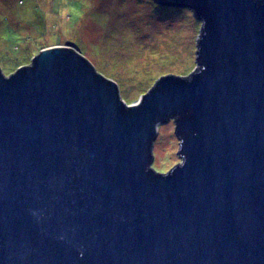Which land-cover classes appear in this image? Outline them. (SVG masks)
Wrapping results in <instances>:
<instances>
[{"label":"water","instance_id":"95a60500","mask_svg":"<svg viewBox=\"0 0 264 264\" xmlns=\"http://www.w3.org/2000/svg\"><path fill=\"white\" fill-rule=\"evenodd\" d=\"M152 1L201 26L135 101L73 42L0 66V264H264V0Z\"/></svg>","mask_w":264,"mask_h":264},{"label":"rangeland","instance_id":"374dc122","mask_svg":"<svg viewBox=\"0 0 264 264\" xmlns=\"http://www.w3.org/2000/svg\"><path fill=\"white\" fill-rule=\"evenodd\" d=\"M152 5L151 0H0V66L7 74L45 47L73 42L100 73L117 81L127 103L135 101L159 76L186 75L194 66L201 22L187 8ZM157 130L152 168L164 173L180 162L179 142L172 120Z\"/></svg>","mask_w":264,"mask_h":264},{"label":"trees","instance_id":"16d2710c","mask_svg":"<svg viewBox=\"0 0 264 264\" xmlns=\"http://www.w3.org/2000/svg\"><path fill=\"white\" fill-rule=\"evenodd\" d=\"M151 2H152V0H151ZM19 3H21V2H19ZM153 4H154V6H153V5H152V6H153L154 9H156V8H157V9H162V8H163L162 6L157 5V4H155L154 2H153ZM18 22H20V21H18ZM82 54H83V53H82ZM16 66H17V65H16ZM190 72H191V71H190ZM186 75H187V74H186ZM182 76H184V75H182ZM112 79H113V78H112ZM139 96H140V95H139Z\"/></svg>","mask_w":264,"mask_h":264},{"label":"flooded vegetation","instance_id":"af4514ba","mask_svg":"<svg viewBox=\"0 0 264 264\" xmlns=\"http://www.w3.org/2000/svg\"><path fill=\"white\" fill-rule=\"evenodd\" d=\"M10 72H12V71H10ZM10 72H9V73H10ZM9 73H7V74H9Z\"/></svg>","mask_w":264,"mask_h":264}]
</instances>
